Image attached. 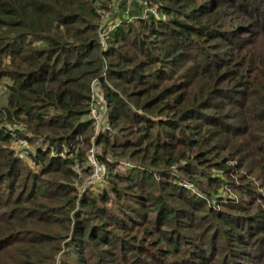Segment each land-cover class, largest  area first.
I'll return each mask as SVG.
<instances>
[{
	"label": "trees",
	"instance_id": "16d2710c",
	"mask_svg": "<svg viewBox=\"0 0 264 264\" xmlns=\"http://www.w3.org/2000/svg\"><path fill=\"white\" fill-rule=\"evenodd\" d=\"M0 82V264H264V0H0Z\"/></svg>",
	"mask_w": 264,
	"mask_h": 264
},
{
	"label": "built area",
	"instance_id": "2783aa9c",
	"mask_svg": "<svg viewBox=\"0 0 264 264\" xmlns=\"http://www.w3.org/2000/svg\"><path fill=\"white\" fill-rule=\"evenodd\" d=\"M116 10H107L103 15V21L100 28V42L103 47L107 46L108 33L115 25V22L109 21V15H113ZM103 74H105V71ZM107 110L108 100L105 96L104 87L99 78H95L92 83V100L89 111V115L94 123V138L101 131L111 129V124L107 119ZM12 146L17 150L19 156L23 157L26 155V148L28 147L26 139L17 138L12 142ZM98 154L99 148L96 143L93 142L87 153L86 164L90 168V173L82 183L83 189L90 185L98 186L105 184L107 166L99 159Z\"/></svg>",
	"mask_w": 264,
	"mask_h": 264
},
{
	"label": "rangeland",
	"instance_id": "374dc122",
	"mask_svg": "<svg viewBox=\"0 0 264 264\" xmlns=\"http://www.w3.org/2000/svg\"><path fill=\"white\" fill-rule=\"evenodd\" d=\"M156 14H159V12H155ZM237 13V12H236ZM146 15V14H145ZM120 17V15L117 14V16L115 15H109V21L112 22V21H115L116 22V19ZM234 22H238V23H242V24H246L245 22V19H243V17L241 16H238L237 19H234ZM0 84H2V82H0ZM4 90H3V87L0 86V103H3V101L5 100V97H4ZM258 190H261L260 187L258 186ZM225 191V190H224ZM135 260V259H134ZM133 260V261H134ZM256 264H259V263H256Z\"/></svg>",
	"mask_w": 264,
	"mask_h": 264
}]
</instances>
